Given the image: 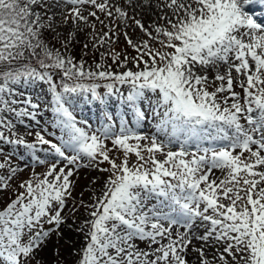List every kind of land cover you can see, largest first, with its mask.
I'll return each instance as SVG.
<instances>
[{"label":"snow or ice","instance_id":"snow-or-ice-1","mask_svg":"<svg viewBox=\"0 0 264 264\" xmlns=\"http://www.w3.org/2000/svg\"><path fill=\"white\" fill-rule=\"evenodd\" d=\"M79 34L93 65L72 55ZM114 96L155 132L123 115L117 131ZM85 101L107 123L78 119ZM42 103L54 131L29 141L17 123ZM0 145V264H46L65 226L74 264H264V0H0ZM82 169L101 174L87 200Z\"/></svg>","mask_w":264,"mask_h":264},{"label":"rangeland","instance_id":"rangeland-1","mask_svg":"<svg viewBox=\"0 0 264 264\" xmlns=\"http://www.w3.org/2000/svg\"><path fill=\"white\" fill-rule=\"evenodd\" d=\"M152 19H154V17L151 15L146 14L144 17V21L146 24L151 23ZM68 30L69 29H63V31L65 32H67ZM139 35L140 33L138 31L132 33L133 39H136ZM77 40L79 41V43L74 42L71 51H72V55L75 56L76 59L78 60L79 58L78 54L79 52L83 51V44L87 41H86V37L84 36V34H79L77 36ZM53 44H55L57 48L60 47V45L56 43L55 41L53 42ZM115 47L117 51L127 50L129 54L135 55L134 50L129 48L126 45L123 37H121L120 42ZM98 60L99 58H96L93 60H86V61L88 65H93L94 62ZM108 62L111 63V61H108ZM124 88H127V86H124ZM42 89L44 92H46V86L41 85V88L34 89V91L30 94L34 96H41L42 99L47 100L49 97L42 96ZM236 90L240 91L239 88H237ZM100 91L104 92L105 90L103 91L100 90ZM41 109L42 110L39 115L38 124L37 122L31 121L30 118H25V119H26V124L31 125V127H27L25 125H20L19 123H17V128H16L17 133L19 135L25 136V138L29 141L34 140V136H28L27 133L29 131L33 133L35 131H39L41 125L47 126L49 131H54V129H52L50 124L48 123L53 119V113L51 112V109L47 108L44 103L41 104ZM107 111L114 114L115 119L113 121V126L117 129V131H118V125L120 122V117L123 115L124 118L129 122V126L136 129L138 132L142 134H149V135L155 132V121L149 118L146 121H142L141 124L137 126L133 111L130 108L126 109L123 103L119 102L118 98L115 96L112 97V100L108 105ZM103 113H104L103 105H98L96 103L88 102V101L80 103L79 105L76 106V109H75V114L77 115L78 119L87 120L92 130H96L100 128L102 125H104L105 123H107ZM109 147H111L110 141H109ZM173 150H175V148H173ZM10 152L12 151L10 150L8 154ZM21 155H23L24 157L23 161L20 159ZM43 155L44 154L41 153V156ZM113 155H119V153H113ZM28 156H29V153L25 149H22V153H20L17 156V159L13 160L12 162L14 164H19L21 167H23L24 164H30V161L28 160ZM135 159L136 158L133 155L131 157V160L135 161ZM104 166H107V165H104ZM43 170H44L43 167H36V171L38 172L43 171ZM216 171L217 170H215V175L221 176L220 171L219 170L217 172ZM29 173H30V169H26L21 174V176L18 177L16 181H13V185L15 186L19 182V179L27 178L29 176ZM106 175L107 174H103V176H106ZM94 176H101V174L97 172L89 171L87 169H82L81 172L79 173L77 193H79L80 191H83L85 193L84 198L86 200L91 191L90 180ZM7 195L8 194H5L3 198H0V207L4 206ZM69 223H72V222L69 221ZM64 232H65V236L63 240L57 242L54 236L51 242L48 244L47 248H45L44 251L40 254L42 259L46 262V264H56L57 261H62L63 264H74V261L76 259L74 255V248L79 247L81 238L75 232L70 231L66 226L64 227ZM57 248L59 249V252H60L59 257H57V255L55 254V250ZM212 251L213 250L211 248L208 249V254H210L209 256H211Z\"/></svg>","mask_w":264,"mask_h":264},{"label":"trees","instance_id":"trees-1","mask_svg":"<svg viewBox=\"0 0 264 264\" xmlns=\"http://www.w3.org/2000/svg\"><path fill=\"white\" fill-rule=\"evenodd\" d=\"M47 36H48V38L49 39H51V34L50 33H48V34H46ZM54 42V41H53ZM78 56H79V58H78V60L79 59H81V58H83L84 60H93V59H96V58H99V55H98V53H93V52H91V51H89L88 53H87V55H85L84 54V52L82 51V52H79V54H78ZM110 61V60H109ZM100 90H104V88L103 87H101V89H98V91H100ZM4 147V155H8V152L11 150L12 152H15V154L14 155H12V161L13 160H16L17 159V156L20 154V153H22V147L19 149V151L18 152H16V146H3ZM3 159V156H0V160H2ZM7 199H8V195H7V198H6V201H7ZM5 201V202H6Z\"/></svg>","mask_w":264,"mask_h":264},{"label":"bare ground","instance_id":"bare-ground-1","mask_svg":"<svg viewBox=\"0 0 264 264\" xmlns=\"http://www.w3.org/2000/svg\"><path fill=\"white\" fill-rule=\"evenodd\" d=\"M217 171H218V170H217ZM217 171H216V172H217ZM209 255H210V254H209ZM190 258H191V257H190Z\"/></svg>","mask_w":264,"mask_h":264}]
</instances>
